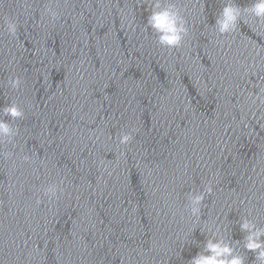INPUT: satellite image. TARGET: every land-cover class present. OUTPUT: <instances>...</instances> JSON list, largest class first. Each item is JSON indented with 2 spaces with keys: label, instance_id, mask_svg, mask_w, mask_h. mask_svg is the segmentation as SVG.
I'll return each instance as SVG.
<instances>
[{
  "label": "water",
  "instance_id": "water-1",
  "mask_svg": "<svg viewBox=\"0 0 264 264\" xmlns=\"http://www.w3.org/2000/svg\"><path fill=\"white\" fill-rule=\"evenodd\" d=\"M155 2L0 0V264H190L209 239L259 264L240 224L264 230V20L221 35L228 0H159L188 29L168 49Z\"/></svg>",
  "mask_w": 264,
  "mask_h": 264
},
{
  "label": "clouds",
  "instance_id": "clouds-1",
  "mask_svg": "<svg viewBox=\"0 0 264 264\" xmlns=\"http://www.w3.org/2000/svg\"><path fill=\"white\" fill-rule=\"evenodd\" d=\"M46 12L56 18V13L51 8L46 7ZM243 12H250L257 19L264 20V0H256L252 7L244 9L243 11L236 7L228 0L222 8L219 16L215 21V30L219 34L231 33L236 30L238 20L243 15ZM148 27H150L156 34L157 42L160 46L168 49L179 48L182 44L184 37L188 33L185 20L180 13L176 4H168L161 7L159 0H156L152 5V11L147 17ZM7 32L11 36H15L17 26L14 21L6 22ZM8 84L12 89H17L21 85L20 77L11 78ZM3 114L11 116L13 119L23 117V112L17 107L15 103L3 109ZM13 128L0 116V144L7 138L13 136ZM133 139L131 132L121 131L118 135V142L120 145H127ZM56 184H49L44 189L45 195L50 198L55 197L57 192ZM212 188L210 185H205L203 192L188 197L187 209L193 216L199 217L201 212V204L204 201L205 194H210ZM37 199V203H39ZM242 231L247 235L244 238V248L248 251L255 253V260L259 264H264V240L260 237L264 235V230L258 229L255 225L247 219L243 220L240 224ZM190 264H244L243 258L235 255L233 247L224 240L209 239L204 244V250L198 252L192 257Z\"/></svg>",
  "mask_w": 264,
  "mask_h": 264
}]
</instances>
